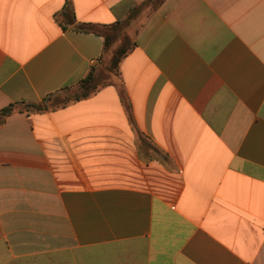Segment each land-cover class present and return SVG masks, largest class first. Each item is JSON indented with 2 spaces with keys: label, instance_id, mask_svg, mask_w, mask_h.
I'll list each match as a JSON object with an SVG mask.
<instances>
[{
  "label": "crops",
  "instance_id": "crops-1",
  "mask_svg": "<svg viewBox=\"0 0 264 264\" xmlns=\"http://www.w3.org/2000/svg\"><path fill=\"white\" fill-rule=\"evenodd\" d=\"M139 6L113 84L61 107L108 81L77 27ZM12 104L0 264H264V0H0Z\"/></svg>",
  "mask_w": 264,
  "mask_h": 264
},
{
  "label": "trees",
  "instance_id": "trees-1",
  "mask_svg": "<svg viewBox=\"0 0 264 264\" xmlns=\"http://www.w3.org/2000/svg\"><path fill=\"white\" fill-rule=\"evenodd\" d=\"M140 7L141 6L134 8L123 22H117L107 26L81 25L77 27V29L81 31L100 35L104 38V58L102 59V62L104 68L109 73L118 75L120 62L134 47V43L127 39L125 31L129 26V20L132 18L135 11ZM121 39L124 41H120ZM116 41H120L119 45H115ZM106 84H113L109 77L107 81L105 78H98L96 74L92 73L82 81L78 88L71 92V94L61 102L60 106H66L68 104L89 98ZM20 109V105L12 104L0 110V125H2L6 118L12 113ZM23 109L40 112L46 110L47 107L44 105L42 106L41 104H25Z\"/></svg>",
  "mask_w": 264,
  "mask_h": 264
},
{
  "label": "rangeland",
  "instance_id": "rangeland-1",
  "mask_svg": "<svg viewBox=\"0 0 264 264\" xmlns=\"http://www.w3.org/2000/svg\"><path fill=\"white\" fill-rule=\"evenodd\" d=\"M127 39L129 40V37H128ZM120 41H124V40L121 39ZM120 41H116L115 45H119V42H120ZM105 70H106V69H105ZM110 74H112V75H114V74L108 72V77L110 78V80H112V77L110 76ZM115 76H117V75H115Z\"/></svg>",
  "mask_w": 264,
  "mask_h": 264
},
{
  "label": "built area",
  "instance_id": "built-area-1",
  "mask_svg": "<svg viewBox=\"0 0 264 264\" xmlns=\"http://www.w3.org/2000/svg\"><path fill=\"white\" fill-rule=\"evenodd\" d=\"M91 64H92V66H95V65L99 64V62L97 60L96 61H91Z\"/></svg>",
  "mask_w": 264,
  "mask_h": 264
}]
</instances>
